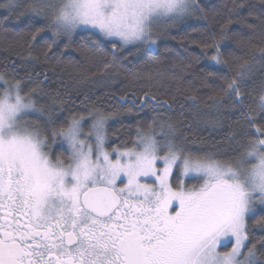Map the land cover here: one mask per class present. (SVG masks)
I'll list each match as a JSON object with an SVG mask.
<instances>
[{
    "label": "snow or ice",
    "instance_id": "6c2138e0",
    "mask_svg": "<svg viewBox=\"0 0 264 264\" xmlns=\"http://www.w3.org/2000/svg\"><path fill=\"white\" fill-rule=\"evenodd\" d=\"M197 8L196 0H3L0 23L26 21L14 34L30 37L31 47L43 40L47 51L62 38L69 47L78 34L85 56L110 45L107 69L132 48L154 55L155 30ZM209 47L210 66L223 64L220 42ZM258 66L264 47L209 98V107L219 112L227 102L244 122L227 159L189 147L155 115L147 128L137 126L132 147L109 150L117 113L85 108L86 116L60 121L39 103L38 88L25 92L20 80L0 74V264H264V236L251 243L248 228L264 211V78L253 105L245 104ZM139 99L133 107L171 108L149 92Z\"/></svg>",
    "mask_w": 264,
    "mask_h": 264
},
{
    "label": "trees",
    "instance_id": "16d2710c",
    "mask_svg": "<svg viewBox=\"0 0 264 264\" xmlns=\"http://www.w3.org/2000/svg\"><path fill=\"white\" fill-rule=\"evenodd\" d=\"M196 3L198 8L193 18L161 29L155 37L158 48L154 55L146 56L132 48L129 49L131 55L123 52L116 64L107 69L104 63L110 62L112 56L105 53L110 45H104V52L95 56H85L78 34L67 48L64 46L69 43L67 38H62L51 51L41 47L43 40L31 47L30 37L14 34L25 28L26 21H18L13 16L0 23V74L20 80L25 92L38 88L39 103L52 106L60 121L73 115L86 116L85 108L117 113L109 121V150L113 145L125 143L132 147L137 126L147 128L155 115L177 128L181 138L189 141V147L215 152L227 159L234 155L231 136L241 132L244 122L237 118L238 111L233 114L227 102L219 112L209 107L212 104L209 98L219 97L237 65L251 60L253 55L258 56L264 47V0H196ZM0 15L7 13L0 10ZM5 28L11 31L5 32ZM225 31L228 39L221 41ZM217 42H220L224 63L210 66L208 57L215 55V49L209 46ZM262 78L264 69L258 66L255 84L245 89L246 106L253 105L252 98L258 97ZM144 92L161 102L167 101L171 108L145 106L140 109L128 102L135 99L139 105V97ZM121 97H125L127 103H118L117 98ZM130 107H133L132 112L127 111ZM216 119L220 123L212 124ZM58 144L59 141L53 145V155L61 151ZM186 183L191 186L196 181L186 180ZM261 217L264 211L258 208L248 221L251 243L264 236V224L257 223Z\"/></svg>",
    "mask_w": 264,
    "mask_h": 264
},
{
    "label": "rangeland",
    "instance_id": "374dc122",
    "mask_svg": "<svg viewBox=\"0 0 264 264\" xmlns=\"http://www.w3.org/2000/svg\"><path fill=\"white\" fill-rule=\"evenodd\" d=\"M195 12H193L192 14H190L189 16H187L185 19H183L182 21H179L180 22H183V21H186V20H189L190 18H193V14ZM166 26H159L155 31H156V35L153 37L155 39V37L158 36V33L161 31L162 28H164ZM167 27H171V26H167ZM194 184V183H193ZM192 185V184H191ZM190 187V186H189Z\"/></svg>",
    "mask_w": 264,
    "mask_h": 264
},
{
    "label": "water",
    "instance_id": "95a60500",
    "mask_svg": "<svg viewBox=\"0 0 264 264\" xmlns=\"http://www.w3.org/2000/svg\"><path fill=\"white\" fill-rule=\"evenodd\" d=\"M119 100H120V99L117 98V101H119ZM128 102H129V103H132L131 100H128ZM140 103H141V101H140ZM151 103H155V101H152ZM123 104H124V103H123Z\"/></svg>",
    "mask_w": 264,
    "mask_h": 264
}]
</instances>
